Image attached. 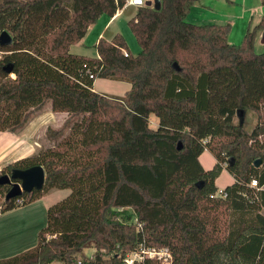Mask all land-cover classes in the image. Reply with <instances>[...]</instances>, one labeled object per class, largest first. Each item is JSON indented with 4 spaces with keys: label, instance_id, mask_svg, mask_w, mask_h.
Returning a JSON list of instances; mask_svg holds the SVG:
<instances>
[{
    "label": "trees",
    "instance_id": "16d2710c",
    "mask_svg": "<svg viewBox=\"0 0 264 264\" xmlns=\"http://www.w3.org/2000/svg\"><path fill=\"white\" fill-rule=\"evenodd\" d=\"M160 2L138 7L128 22L137 55L117 34L101 38L90 58L71 46L126 0H0V35L12 37L0 44V131L23 129L49 102L68 114L46 129L53 147L0 172L42 165L46 173L41 190L10 200V186L0 185L1 212L71 190L49 207L37 245L0 264H75L86 248L125 253L143 239L168 247L171 264H237L222 255L264 264V52L255 50L264 16L232 44L229 24L187 21L195 0ZM99 78L131 87L105 95L94 90ZM247 111L257 114L252 131ZM205 150L213 169L199 161ZM224 169L235 181L215 196Z\"/></svg>",
    "mask_w": 264,
    "mask_h": 264
},
{
    "label": "crops",
    "instance_id": "0c3cea01",
    "mask_svg": "<svg viewBox=\"0 0 264 264\" xmlns=\"http://www.w3.org/2000/svg\"><path fill=\"white\" fill-rule=\"evenodd\" d=\"M138 7L124 6L113 17L107 15L91 25L86 35L78 43L71 46L70 50L74 54L86 56L85 49L94 46L101 38L111 41L117 34H122L126 38L131 36L126 31V25L136 15ZM264 16V4L261 0H195L191 8L187 21L193 24H229L231 31L229 41L232 44H240L248 29L258 25ZM264 30L259 31L255 40V50L257 53L264 52ZM127 41V40H126ZM259 46V50H257ZM262 47V48H261ZM98 58L99 54L95 48L94 55L86 56ZM98 79L94 81V90L96 92L109 95L100 91L97 87L106 90L103 85H98ZM130 84L124 81H113L107 84V90L117 88L118 95L110 96L122 97L130 89ZM102 90V89H101ZM246 115V113H245ZM67 113L54 112L53 110L43 109L29 121V124L22 131H0V172L9 164L14 163L24 157L37 153L42 144L36 139V131L43 126L46 129L59 127L67 119ZM245 118V116H244ZM56 124V125H55ZM206 152L213 156L211 152L205 150L199 157V161L205 170H210L202 163V155ZM214 157V156H213ZM206 159V158H205ZM215 157L214 162L215 165ZM231 179L224 183L220 179ZM235 179L226 169L223 170L220 177L216 180L217 187L225 188L234 183ZM66 190L52 189L42 195L40 198L27 205L15 208L10 211L1 212L0 209V259L9 258L20 254L37 245L39 231L47 226L48 209L55 201V192H65ZM16 233V235H12Z\"/></svg>",
    "mask_w": 264,
    "mask_h": 264
},
{
    "label": "built area",
    "instance_id": "2783aa9c",
    "mask_svg": "<svg viewBox=\"0 0 264 264\" xmlns=\"http://www.w3.org/2000/svg\"><path fill=\"white\" fill-rule=\"evenodd\" d=\"M147 0H126L125 6L141 7L146 5ZM127 56V52H125ZM91 78L93 76L91 75ZM227 165V164H225ZM251 186L256 187L257 181L253 180ZM224 189H219L215 196H224ZM20 202V201H19ZM133 222L137 225V231H143V224L135 217ZM75 264H171L172 253L168 247L150 245L143 239L128 252H112L105 254L103 250L95 247L86 248L75 254Z\"/></svg>",
    "mask_w": 264,
    "mask_h": 264
},
{
    "label": "rangeland",
    "instance_id": "374dc122",
    "mask_svg": "<svg viewBox=\"0 0 264 264\" xmlns=\"http://www.w3.org/2000/svg\"><path fill=\"white\" fill-rule=\"evenodd\" d=\"M124 26H125L126 29H127L126 31H128L129 34H130V36H131V39H130V38H129V39L126 38V40H127L126 42H127V44H128V47H129V49H130V51H131V53H132L133 55H137V54L140 52V46H139V44H138V42H137V40H136V37H135V35L133 34V32L131 31V29H130L128 23H127L126 25L124 24ZM263 38H264V37H263ZM239 43H241V42H239ZM263 47H264V45H263ZM261 48H262V47H261ZM75 50H76V49L73 50V53H74ZM257 50L260 51V50H259V46H257ZM85 51H86V53H87L86 56H91V54L94 55V53H95V48H94V46L92 45V46H89V48L85 49ZM260 53H263V52L260 51ZM82 56H83V55H82ZM113 81H115V80H113ZM97 82H98V85H103L104 87H106V90H105V89L100 88V87L98 86L97 88H98L100 91H104V92L108 93L109 95H112V94H116V95H118L119 91L117 90V88H114L113 91H112V90H107V89H108V88H107V84H108V83H111V82H112V79H101V78H99V79L97 80ZM101 89H102V90H101ZM44 109H46V110H47V109H48V110L51 109L50 102L47 104V106H46ZM51 110H52V109H51ZM40 112H41V111H40ZM237 121H238V119L236 118V119H235V122H237ZM244 123H245V128H246L248 131H252V129L255 127V125H256V123H257V114H256L255 112H253V111H247V112H246V115H245V118H244ZM28 124H29V122L27 123V125H28ZM158 124H159L158 119H157L154 115H152V116L150 117V125H151V127H153V128H157ZM27 125H26L24 128H26ZM55 125H56V124H55ZM60 126H62V125H60ZM60 126H59V127H60ZM49 127H51V126H49ZM24 128H23V129H24ZM56 128H58V127H56ZM23 129L18 130V131H22ZM45 132H46V127L43 126L41 129H39L38 131H36V134H35L37 141H39V142L42 144L41 149H40L37 153L32 154V155L27 156V157H24V158H22V159L30 158V157H32V156H36V155H38L40 152H43L44 150L53 147L54 143L51 142V141H49V140L47 139V137H46V135H45ZM202 156H204V157H202V163H203V165H204L205 167H207L208 169H209V167H210V169H213L214 166H215V165L212 164V163L214 162V157H213V156H210L208 152H206V153H205L204 155H202ZM205 158H206V159H205ZM20 160H21V159H20ZM215 161H216V159H215ZM15 162H16V161H15ZM215 164H216V162H215ZM222 172H223V171H222ZM222 172H221V173H222ZM221 173H220V175H221ZM220 175H219V177H220ZM217 179H218V178H217ZM217 179H216V180H217ZM229 180L231 181V179L222 178V179H220V182H221V183H224V182H227V181H229ZM220 189H222V188H220ZM57 190H59V189H57ZM218 190H219V189H218ZM65 192H66V193H63V192H62V193H61V192H55V193H54L55 201H54L53 204L58 203V202H60V201H63V200H65V199H67L68 196L71 194V190H66ZM1 199H2V198H1ZM53 204H52V205H53ZM261 212L264 214V207H263V209H262ZM12 235H16V233L13 232ZM225 258H228V259H231V260H235V261L237 262V264H238V263H239V264H244V261L242 260V259H243L242 257L232 258V255H230V256L222 255V256L220 257L221 260H228V259H225ZM2 259H4V258H2Z\"/></svg>",
    "mask_w": 264,
    "mask_h": 264
},
{
    "label": "water",
    "instance_id": "95a60500",
    "mask_svg": "<svg viewBox=\"0 0 264 264\" xmlns=\"http://www.w3.org/2000/svg\"><path fill=\"white\" fill-rule=\"evenodd\" d=\"M147 6H154L155 8H160V0H147ZM12 43V37L7 31H3L0 35V44L9 45ZM174 67L178 69L177 64ZM6 71L11 72V69L6 68ZM244 112L242 111V115ZM178 148L181 146L179 144ZM229 164L232 166L234 164V159H229ZM260 165V160L256 162V166ZM46 173L42 165H35L27 169L15 168L11 173H6L0 175V185H9L10 189L6 194L5 199L10 200L22 196L24 193H30L34 190H41L45 185ZM204 182H197L196 187L202 188Z\"/></svg>",
    "mask_w": 264,
    "mask_h": 264
},
{
    "label": "snow or ice",
    "instance_id": "6c2138e0",
    "mask_svg": "<svg viewBox=\"0 0 264 264\" xmlns=\"http://www.w3.org/2000/svg\"><path fill=\"white\" fill-rule=\"evenodd\" d=\"M137 2H139V0H137Z\"/></svg>",
    "mask_w": 264,
    "mask_h": 264
},
{
    "label": "flooded vegetation",
    "instance_id": "af4514ba",
    "mask_svg": "<svg viewBox=\"0 0 264 264\" xmlns=\"http://www.w3.org/2000/svg\"><path fill=\"white\" fill-rule=\"evenodd\" d=\"M11 173V172H10Z\"/></svg>",
    "mask_w": 264,
    "mask_h": 264
}]
</instances>
